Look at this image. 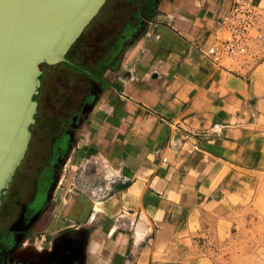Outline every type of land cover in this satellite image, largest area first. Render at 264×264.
I'll list each match as a JSON object with an SVG mask.
<instances>
[{
    "label": "crops",
    "instance_id": "0c3cea01",
    "mask_svg": "<svg viewBox=\"0 0 264 264\" xmlns=\"http://www.w3.org/2000/svg\"><path fill=\"white\" fill-rule=\"evenodd\" d=\"M233 2L155 0L133 28L92 89L71 177L37 207L51 264H217L198 239L212 215L264 214V0L256 60L208 55Z\"/></svg>",
    "mask_w": 264,
    "mask_h": 264
},
{
    "label": "rangeland",
    "instance_id": "374dc122",
    "mask_svg": "<svg viewBox=\"0 0 264 264\" xmlns=\"http://www.w3.org/2000/svg\"><path fill=\"white\" fill-rule=\"evenodd\" d=\"M134 1L132 3L131 0H107L87 29L85 36L81 37L72 46L71 53L69 52L73 54V51L81 45L86 46L85 41L87 44L90 41L91 50L88 51V55L85 54L84 62L95 69L98 74L96 78L90 79L89 89L91 93L110 66L111 60L129 44L130 38L124 37L122 34L130 35L134 26L140 24L150 11V2L145 5V1L143 3H140L141 0ZM90 34H96V36L90 38ZM122 41L124 42L123 49L121 48ZM72 75L67 73L65 79L73 83L72 80H77V76L72 78ZM86 109L87 106L82 111L79 123L82 121ZM79 123L74 128L62 129L61 134L51 138L49 133L41 135L37 133V136L35 134L30 149L11 185L18 183L20 173L28 167V164L33 165V170L31 169L32 172L29 170L30 173L25 178L31 186L27 187L26 190L28 188L33 190L35 185H41L44 188L47 184L49 186L56 185L61 180L63 181L62 184L65 185L72 175L73 162L72 160L68 162V158L77 145ZM41 136L45 138L43 140L44 145L40 144L39 137ZM40 146H42L41 150L39 149ZM79 168L82 167H75V179H78L79 182L83 181V186L88 179L83 177L84 175ZM47 169L50 170L49 174L45 175L43 180H39L42 179L39 176ZM23 189L16 191L13 202L9 200L1 206L0 225L2 230L5 229V232L0 230V249L6 245L13 232H19V234L12 235L14 241L8 246L11 247L8 255L11 259L10 264H51L49 261L52 252L51 243L48 242L49 239L41 240L40 234L36 233L35 230V223L40 215L39 211L34 212L30 224L24 221L25 223L22 222L16 227L22 210L21 207L31 196ZM45 195L44 192V197ZM42 199L39 198L37 205L30 204V207L32 206L30 208L31 213L33 209L39 207ZM6 213L8 214L7 218L4 217ZM212 217L208 221L205 234L198 239L201 247L214 259V262L217 264H264V214H259L257 208L250 205L231 210L228 213L225 212L220 216L214 214ZM11 230L12 232H10ZM2 232L4 234H1ZM5 257V259H9V257Z\"/></svg>",
    "mask_w": 264,
    "mask_h": 264
},
{
    "label": "water",
    "instance_id": "95a60500",
    "mask_svg": "<svg viewBox=\"0 0 264 264\" xmlns=\"http://www.w3.org/2000/svg\"><path fill=\"white\" fill-rule=\"evenodd\" d=\"M107 0H0V205L24 159L41 75L67 55Z\"/></svg>",
    "mask_w": 264,
    "mask_h": 264
},
{
    "label": "flooded vegetation",
    "instance_id": "af4514ba",
    "mask_svg": "<svg viewBox=\"0 0 264 264\" xmlns=\"http://www.w3.org/2000/svg\"><path fill=\"white\" fill-rule=\"evenodd\" d=\"M85 51L86 46L81 45L75 51H73V54H70L71 52L68 53L67 57L70 60L69 63L72 64L71 66L63 65V62H61L54 65H47L44 69L41 75V86L39 89L40 95L38 99H36L38 101V109L37 113L35 114L36 121L30 127L32 136L28 145L26 155L28 153V150L30 149L31 142L35 134L37 136V133L38 135L49 133V136L51 138L57 136V134H61V130L64 128H74L75 125H78L84 107H86L92 99V93L89 89L90 79H94L97 77V75L95 74L96 71L94 72L95 69L91 68L84 62ZM67 73L68 75L70 73L73 74L72 78L77 76V80L74 81L73 79V83L67 81L65 79L67 77ZM39 139L40 144L44 145V136L39 137ZM41 147L42 146L39 147L40 150ZM21 164L19 165V167L21 166ZM19 167L17 168L11 182L17 176ZM32 167V164H28V167L24 169L22 173H20V180L17 184L12 186L10 182L7 192L2 196L0 210L1 206L6 201L10 200V202H13L16 191H21V188H24L23 190H26V188L30 186V184L26 182L25 178L27 177L28 173H30L29 170L32 172ZM49 172L50 170L48 169L43 172L39 176L42 177V179L39 180H43L44 176H47ZM49 187L50 186L48 184L45 188L41 185H35L33 190L30 188L26 190V193L31 196L21 207L22 210L18 217L16 227L24 221L29 222V224L31 223L32 215L37 211V208L33 209V212L31 213L30 208L32 206L30 207V204L37 205L39 198H43L41 201L42 203L47 195ZM44 192L46 194L45 197ZM7 215L8 214L6 213L4 217L7 218ZM2 229L3 228L0 225V230ZM10 232H12V230ZM1 234L4 233L2 232ZM16 234H19V232H13L12 235ZM12 235L9 236L6 245L2 249H0V264H10L11 259L8 255L10 254L11 247L8 246L9 243L11 244V242L14 241V236ZM5 256H7V258L9 257V259H5Z\"/></svg>",
    "mask_w": 264,
    "mask_h": 264
},
{
    "label": "built area",
    "instance_id": "2783aa9c",
    "mask_svg": "<svg viewBox=\"0 0 264 264\" xmlns=\"http://www.w3.org/2000/svg\"><path fill=\"white\" fill-rule=\"evenodd\" d=\"M261 15L262 9L256 0H234L220 16L219 27L223 35L217 44L208 49V55L214 60L222 56H243L256 60Z\"/></svg>",
    "mask_w": 264,
    "mask_h": 264
},
{
    "label": "trees",
    "instance_id": "16d2710c",
    "mask_svg": "<svg viewBox=\"0 0 264 264\" xmlns=\"http://www.w3.org/2000/svg\"><path fill=\"white\" fill-rule=\"evenodd\" d=\"M133 1H134V0H131L132 3H133ZM144 1H145V5L148 4V3L150 2L151 7H152V4L155 3V0H152V1H150V0H141L140 3H143ZM134 2H136V1H134ZM137 2H139V1H137ZM137 2H136V3H137ZM148 14H149V13H148ZM148 14H147V15H148ZM147 15H146V17H147ZM141 18H142V17H141ZM93 20H94V19H93ZM93 20L91 21V23L93 22ZM91 23L85 28V30L82 32L81 36L77 39V41H78L81 37L85 36L86 31H87V29L89 28V26L91 25ZM138 25H139V24H138ZM138 25H136V26H138ZM136 26H134V27H136ZM138 28H139V27H138ZM131 34H132V31H131L130 35H131ZM122 35H123L124 37H126V36H127V37H130V35H126V34H122ZM93 36H96V34H93V35L90 34V38H92ZM77 41H76V42H77ZM123 41H124V40H123ZM123 41H122V45H123V43H124ZM76 42H75V43H76ZM85 42H86V51H85V54L87 53V55H88V54H89L88 51L91 50L90 41H88L89 44H87V41H85ZM75 43H74V44H75ZM74 44H73V45H74ZM122 45H121V46H122ZM71 48H72V47H71ZM88 49H89V50H88ZM70 50H71V49H70ZM70 50H69V52H70ZM96 50H97V49H96ZM69 52H68V53H69ZM62 64H63V65H66V66H71V65H72V64L69 63V62H63ZM94 72H95V70H94ZM95 74L98 75L96 72H95ZM39 89H40V88H39ZM39 95H40L39 93H38L37 95H35V96H34V99H38ZM30 127H31V126H30Z\"/></svg>",
    "mask_w": 264,
    "mask_h": 264
},
{
    "label": "bare ground",
    "instance_id": "6f19581e",
    "mask_svg": "<svg viewBox=\"0 0 264 264\" xmlns=\"http://www.w3.org/2000/svg\"><path fill=\"white\" fill-rule=\"evenodd\" d=\"M26 247V246H25ZM25 247H24V249H25ZM27 250V249H26ZM24 252H25V250H24ZM26 253V252H25Z\"/></svg>",
    "mask_w": 264,
    "mask_h": 264
}]
</instances>
